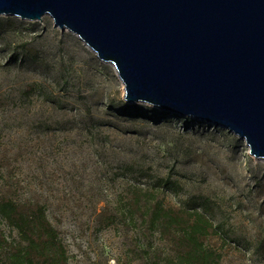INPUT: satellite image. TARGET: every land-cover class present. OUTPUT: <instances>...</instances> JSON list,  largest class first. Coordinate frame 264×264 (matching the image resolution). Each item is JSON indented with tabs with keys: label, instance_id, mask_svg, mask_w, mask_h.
I'll return each instance as SVG.
<instances>
[{
	"label": "rangeland",
	"instance_id": "1",
	"mask_svg": "<svg viewBox=\"0 0 264 264\" xmlns=\"http://www.w3.org/2000/svg\"><path fill=\"white\" fill-rule=\"evenodd\" d=\"M124 93L114 65L50 15H0V195L44 205L69 264H166L175 232L127 207L171 176L159 199L206 204L218 264H264V160L227 128Z\"/></svg>",
	"mask_w": 264,
	"mask_h": 264
},
{
	"label": "water",
	"instance_id": "2",
	"mask_svg": "<svg viewBox=\"0 0 264 264\" xmlns=\"http://www.w3.org/2000/svg\"><path fill=\"white\" fill-rule=\"evenodd\" d=\"M0 15H50L114 65L127 102L227 128L264 160V0H0Z\"/></svg>",
	"mask_w": 264,
	"mask_h": 264
},
{
	"label": "trees",
	"instance_id": "3",
	"mask_svg": "<svg viewBox=\"0 0 264 264\" xmlns=\"http://www.w3.org/2000/svg\"><path fill=\"white\" fill-rule=\"evenodd\" d=\"M154 185L156 190L135 195L127 210L133 212L130 218L140 211L152 232H175L178 252L166 264H218L220 255L203 238L221 226L210 219L206 204L193 200L176 210L159 199L157 190H173L178 183L168 176L159 177ZM3 225L10 227L9 234L2 230ZM0 264H69L67 248L44 205L20 204L0 195Z\"/></svg>",
	"mask_w": 264,
	"mask_h": 264
}]
</instances>
